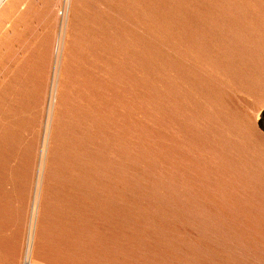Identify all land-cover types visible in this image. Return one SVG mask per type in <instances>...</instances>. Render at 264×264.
<instances>
[{
    "label": "rangeland",
    "instance_id": "obj_1",
    "mask_svg": "<svg viewBox=\"0 0 264 264\" xmlns=\"http://www.w3.org/2000/svg\"><path fill=\"white\" fill-rule=\"evenodd\" d=\"M0 1V264H264V0Z\"/></svg>",
    "mask_w": 264,
    "mask_h": 264
},
{
    "label": "bare ground",
    "instance_id": "obj_2",
    "mask_svg": "<svg viewBox=\"0 0 264 264\" xmlns=\"http://www.w3.org/2000/svg\"><path fill=\"white\" fill-rule=\"evenodd\" d=\"M1 2V1H0Z\"/></svg>",
    "mask_w": 264,
    "mask_h": 264
}]
</instances>
